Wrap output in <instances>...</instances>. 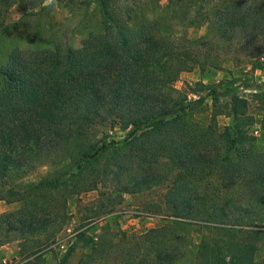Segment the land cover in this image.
I'll return each instance as SVG.
<instances>
[{
  "label": "trees",
  "instance_id": "16d2710c",
  "mask_svg": "<svg viewBox=\"0 0 264 264\" xmlns=\"http://www.w3.org/2000/svg\"><path fill=\"white\" fill-rule=\"evenodd\" d=\"M94 3L101 31L80 47L15 49L0 67V202L21 205L0 216V248L18 242L15 264H44L69 225L71 199L98 192L108 200L100 211L108 213L124 195L162 188L168 218L201 234L194 264H264V153L251 147L249 102L238 94L224 101L223 89L201 83L212 117L230 121L197 133L187 120L193 102L176 87L184 72L223 69L224 58L209 50L212 40L233 46L245 39L262 55L264 0H169L168 26L147 20L132 27L139 8H160V0ZM15 5L27 14L40 4L0 0V27ZM203 24L214 30L212 40L192 41L189 29ZM255 98L264 133V88ZM101 127L126 138L101 137ZM46 164L40 180H23ZM161 234H145L147 250L154 264H173L177 248L156 241ZM85 247L94 250L95 241ZM73 251L58 264H68ZM128 261L135 264L132 254Z\"/></svg>",
  "mask_w": 264,
  "mask_h": 264
},
{
  "label": "rangeland",
  "instance_id": "374dc122",
  "mask_svg": "<svg viewBox=\"0 0 264 264\" xmlns=\"http://www.w3.org/2000/svg\"><path fill=\"white\" fill-rule=\"evenodd\" d=\"M39 7L33 13H24L18 6H12L0 27V67L4 65L10 53L15 49L29 50L52 47L54 43L71 44L80 47L82 41L92 32L101 31L100 16L95 10L94 0H37ZM197 0H189L190 5ZM160 8L141 7L129 26L142 21L156 20L160 25L168 26L171 22L168 10L169 0H160ZM35 13V14H34ZM214 30L210 25L203 24L192 27L188 36L192 41L204 38L212 40ZM262 55H254L257 50L245 39L237 45L228 46L222 40H212L210 49L214 56L224 58L223 69L207 68L205 72L194 69L181 74L176 87L188 94L193 102L187 120L190 128L198 132L212 133L224 128L229 119L225 116L212 117V100L208 89H202L201 83L209 89H223L222 99L227 101L231 94H238L249 102V113L255 117L253 128L255 141L252 149L264 153V133L261 131V113L255 94L264 87V43ZM260 53V52H259ZM2 80L0 74V82ZM200 91V93H198ZM99 136L108 135L110 139L123 141L126 133L119 129L110 130L106 127L98 129ZM50 171V166L39 167L23 178L25 182H36ZM211 182L213 179H210ZM234 196V194H233ZM235 198H239L236 193ZM108 200L99 198L98 192L91 191L69 201L68 212L71 215L69 225L60 234L58 244L52 245L45 252L44 264H58L59 260L70 251L68 264H128L130 254L135 264H154V253L149 254L150 242L146 235L150 230L161 228L162 234L157 240L169 241L176 247L178 259L173 264H194L201 234L197 227L180 220L168 218V211L163 203V189L136 195H124L119 205L100 211ZM20 204L0 202V216L17 211ZM83 234L77 241L76 236ZM93 239L95 249L86 248L87 242ZM146 241V242H144ZM142 247L140 248V245ZM167 244V245H168ZM8 252L0 264H15L20 260L18 242L1 247ZM172 249V248H171ZM84 254H90L85 257ZM260 259V257H259Z\"/></svg>",
  "mask_w": 264,
  "mask_h": 264
},
{
  "label": "crops",
  "instance_id": "0c3cea01",
  "mask_svg": "<svg viewBox=\"0 0 264 264\" xmlns=\"http://www.w3.org/2000/svg\"><path fill=\"white\" fill-rule=\"evenodd\" d=\"M3 248V247H2ZM8 252L3 251V249H0V262L2 261L4 255H7Z\"/></svg>",
  "mask_w": 264,
  "mask_h": 264
}]
</instances>
